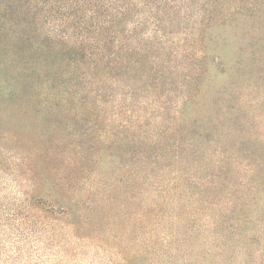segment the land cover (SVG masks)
<instances>
[{
	"label": "trees",
	"instance_id": "1",
	"mask_svg": "<svg viewBox=\"0 0 264 264\" xmlns=\"http://www.w3.org/2000/svg\"><path fill=\"white\" fill-rule=\"evenodd\" d=\"M15 1L16 8L10 0L2 6L15 10L34 38L45 35L49 43L41 69L58 68L62 60L61 72L42 90L44 101L65 109L68 123L49 142L40 141L34 156L14 155L8 176L28 191L0 205V264L7 228L12 240L26 242L59 221L72 230H118L126 240L134 236L144 252L163 234L164 249L178 246L169 263L207 258L210 264H264V154L227 148L264 152V77L254 79L263 59L249 63L245 57L246 33L234 31L239 13L219 23L215 9L224 8L222 0ZM191 52L201 60L195 73L178 68ZM232 80L236 84L224 85ZM219 83L221 93L214 88ZM25 86L2 79V93H8L0 97H14ZM194 91L221 96L224 105L208 114ZM253 95L262 107L253 108ZM167 113L175 125L189 128L180 148L166 142L161 117ZM209 128L227 142L226 150L194 158L195 135ZM215 136L201 143H213ZM130 140L145 149L108 177L111 162L104 163L102 150Z\"/></svg>",
	"mask_w": 264,
	"mask_h": 264
},
{
	"label": "rangeland",
	"instance_id": "2",
	"mask_svg": "<svg viewBox=\"0 0 264 264\" xmlns=\"http://www.w3.org/2000/svg\"><path fill=\"white\" fill-rule=\"evenodd\" d=\"M7 1L0 0V80L5 79L11 85H16L18 80H22L23 85L27 87L18 90L14 97H0V171H4L3 174H0V205L6 204L9 200L21 198L20 190L28 191L25 185L19 188L16 182L8 176L13 172L17 161L14 155H19L18 157L34 156L40 141L49 142L53 134L65 130L68 123L65 109L56 104L53 105L49 101H44L47 99V94L42 90L43 87H46L44 83L48 81L51 75L59 73L62 60L57 62L58 68L53 69L48 66L43 68L44 70L41 69L49 61L48 41H45V35L38 36L37 34L34 38L29 29L21 26L17 21L15 10L14 12H6L5 6L2 5ZM10 1H14L13 6L16 8L17 2L15 0ZM222 4L224 8L219 5L220 8L215 9V13H220L219 16H216L219 18L218 22L227 20L231 13H239L237 16L239 20L235 23L237 29L234 31L241 35V29H243L246 33L243 44H241L249 63L255 57L263 59V63L257 68L254 78L257 82L262 81L264 77V0H222ZM229 29L232 30V27ZM219 33L218 30L215 31V34ZM35 41L39 47H34ZM234 45L237 48V43ZM199 61L201 60L195 56V53L191 52L186 57L181 58L178 68L181 69L183 65L195 73L197 68H193L195 65L201 66ZM34 68L42 74L41 78L32 74L31 70ZM193 76L195 78V75ZM193 82H195V87L198 81ZM232 84H236V80L224 85L228 87ZM224 85L222 83L215 84V92L220 91L221 93V86ZM250 89L249 86L248 93ZM3 90L4 88L0 87V95L8 93H2ZM238 91L239 89L235 92L232 91L231 96H234ZM192 95L195 96V101L198 106H201L202 111L208 110L206 113L211 115H214L210 112L212 107L219 110L220 106L224 105L218 101L221 96H213L210 92L194 91ZM260 97L263 98V95ZM251 98L250 104L253 105V108L262 107L260 102L258 106L256 95ZM261 101L264 102V98ZM161 120V127L165 130L166 142L178 145L180 148L182 140L186 138L185 135H189V132L186 131L189 128L182 129L181 124L175 125L172 116H169L168 113L164 114ZM195 136H199L200 139L198 138L197 145L191 153L194 158L220 154L226 150L225 146L228 145L226 141L219 142L220 139L214 135V131L210 128L203 132H197ZM214 136L213 143H201V140ZM245 139L247 138L245 137ZM131 141H125L113 147L109 145L102 150V157H105L104 163L111 162L107 166L109 168L106 172L108 177L113 176L111 171L116 172V175L119 173V171L113 170V167H120L129 164L130 161H136L138 155L146 147L145 144H134ZM256 147L258 148L257 145ZM227 148L238 154H247L249 151V153L255 154V157L264 154L263 151L257 152V149H253L252 146L245 148L242 145H230ZM208 164L209 161L201 162L200 165L204 167ZM186 173H189V170ZM2 217L1 224L3 225V221H7L8 216ZM170 220L171 216L168 215L165 218V223ZM64 224L63 221H59L47 231L40 229L38 237L30 238L26 242L12 240L9 236L11 231L7 228V232L1 236L5 255L1 264H178L169 263V256L175 253L171 254L170 251L178 248V246H172L169 252L166 248L164 249L161 245L163 234L158 233L153 246L144 252L143 247L134 245V240L131 239L135 238L134 236L128 237L129 239L126 240V235L119 233L118 230L113 231L105 227V230L97 232L94 231V226H89L85 227L84 231H80L68 229ZM144 253L148 255V258H142ZM179 264L181 263L179 262ZM200 264L210 263L206 258Z\"/></svg>",
	"mask_w": 264,
	"mask_h": 264
}]
</instances>
